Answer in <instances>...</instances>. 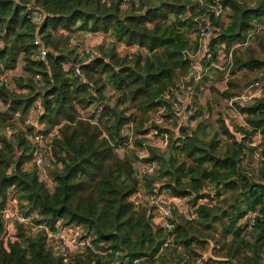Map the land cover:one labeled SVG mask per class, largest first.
Masks as SVG:
<instances>
[{
	"label": "trees",
	"instance_id": "obj_1",
	"mask_svg": "<svg viewBox=\"0 0 264 264\" xmlns=\"http://www.w3.org/2000/svg\"><path fill=\"white\" fill-rule=\"evenodd\" d=\"M122 1L0 0L4 42L0 80L20 61L25 73L17 80L19 89L0 85V238L5 232L1 212L12 189L13 200L26 214H37L39 225L83 227L94 245V250L67 261L54 251L44 231L32 236L30 229L20 226L8 249L0 240V264H133L142 259L157 264L170 237L172 247L166 251L178 246L184 264L202 257L200 251L209 242L218 249L206 264H264V96L238 105L250 129L237 131L245 140L256 134L263 138L257 180L242 167L248 152L245 140L238 142L226 121H221V135L227 140L223 144L219 132L210 140L202 139L189 133L191 126L172 138L166 154L154 151L148 161L158 162L159 169L153 176H138L135 153L119 155V149L129 147L127 126L143 135L152 113L161 108L172 113L165 97L191 71L188 54L198 51L196 18H205L214 27L209 51L213 60L222 46L229 51L254 39L261 46V57L250 48L237 56L238 50L249 46L234 50L231 76L237 72L242 76L230 79L226 99L264 79V32L256 33L264 27V0L254 4L222 0L223 12L228 11L226 24L221 16L201 8L199 1L128 0V7H122ZM34 2L44 11L39 30L28 13ZM208 4L215 6L212 0ZM77 32L102 33L110 41L97 47L100 56L85 61L69 45ZM36 36L51 51L45 61L39 58ZM121 47L125 49L120 51ZM70 63L81 65L83 78L65 69ZM108 91L117 96L114 104L107 99ZM34 108L39 111L37 124L30 127L26 122ZM92 108L96 109L90 117ZM6 128L13 129L11 137L3 135ZM56 128L57 136L46 140L43 148L45 167L48 161L56 166L51 189L43 180L45 167L33 164L35 146L29 137ZM205 128L199 126L198 132ZM155 188L159 194L170 192L174 200L188 199L195 218L183 216L180 223L175 219L172 233L155 226L146 203L137 202ZM226 193L230 195L223 199ZM205 200L208 203L202 204ZM253 212L262 217L255 222L251 240L241 223Z\"/></svg>",
	"mask_w": 264,
	"mask_h": 264
},
{
	"label": "built area",
	"instance_id": "obj_2",
	"mask_svg": "<svg viewBox=\"0 0 264 264\" xmlns=\"http://www.w3.org/2000/svg\"><path fill=\"white\" fill-rule=\"evenodd\" d=\"M106 1L107 0H102V3H105ZM212 1H214L215 6L210 7L211 11L214 12L216 16H221L224 10L220 4L222 0ZM128 5V0L122 1V7H128ZM28 13L31 23L37 28V30H39L45 20L44 11L34 2L28 5ZM195 23L197 24L198 29L196 35L198 51L196 54H188V57L192 62L191 71L187 76L181 78L173 92L165 97L171 104L172 113L169 115L165 108H161L159 113L149 122L145 129L146 133L141 137L145 140L147 139L149 145H152L161 151H166L170 148L172 144V134L178 137V134L182 130L193 126L192 119L195 115L193 90H195V85L199 84L211 71L222 70L220 65L223 58H225L226 63H232L233 52L236 48L249 46L248 41L242 45H234L227 55L223 54L226 48L225 46H222L218 53L217 60H213L209 55V51L211 40L215 36L214 27L205 18H196ZM262 32H264V27H259V30H257L256 33ZM34 44L39 49V58L42 61H45L51 51L44 46L39 36H36ZM3 47L4 42L0 39V50ZM210 61H212L211 66L207 65V62ZM65 69H72L77 75L83 78L81 65L70 63L65 65ZM3 84H8L5 77L0 80V85ZM262 96H264V79L254 81L245 87L240 95H237L230 100V106L232 108L238 104L241 106H247L254 103ZM32 113V117L26 122V125L30 127L37 124V115L39 114V111L34 108ZM40 127L44 128L41 125ZM132 127L133 126L130 125L125 128L127 131L126 134L129 136L128 146L132 143L131 135H129V130L132 129ZM246 128L250 129L249 127ZM13 134L14 131L11 128H6L3 131L5 137H11ZM57 134L58 128L54 129L47 135L37 134L29 137V140L35 146L33 148V164L39 166L40 169H43L47 163V158L43 151L45 141L57 136ZM245 138L246 137H244L243 140H245ZM245 144L248 149L247 157H253L256 160L262 159L261 151L263 147V138L261 135L245 140ZM135 169L138 176L143 179L155 175L159 169V164L156 161L139 160L135 165ZM13 194L12 189L8 191L7 205L1 212V215L4 217L5 232L0 240L3 241V245L6 249H8L11 241L17 239L18 228L23 226L30 229V234L32 236L44 231V233L47 234L48 242L53 247L54 251L57 254L66 256L67 261L74 254H83L88 249L94 250L93 239L83 227H62L61 224H58L55 229H52L45 225H39L37 223L39 220L38 215L35 213L26 214L23 209H21L19 201L13 200ZM142 196L143 194H139V197ZM145 200L149 205V215L152 216L153 224L167 233L174 232L176 229V223L174 222V203L175 201H179L168 197L164 193L159 194L156 188L151 191V193L145 194ZM201 203L207 204L208 201H201ZM184 216L190 221L195 218V215L191 213L190 209L185 212ZM261 217L262 216L259 212L250 213L242 221L243 226H246L247 230H252L255 227L256 220ZM172 243L173 238L170 237L163 245L158 257L163 255L166 252V249L171 248ZM207 260V256L202 255V257L193 264H206ZM133 264H148V261L145 259L136 260Z\"/></svg>",
	"mask_w": 264,
	"mask_h": 264
},
{
	"label": "rangeland",
	"instance_id": "obj_3",
	"mask_svg": "<svg viewBox=\"0 0 264 264\" xmlns=\"http://www.w3.org/2000/svg\"><path fill=\"white\" fill-rule=\"evenodd\" d=\"M189 1H192V4H194V2L199 1L201 8H204L206 12H211L209 6L210 4H208V0H189ZM242 1H245L249 4H254L255 2H257V0H242ZM221 17L225 24L229 22L227 10L222 13ZM58 34L63 35L64 37L68 35L66 32L63 31H59ZM105 40L109 42L110 38H107L102 33L94 34V33L77 32L71 36L69 45L73 49H78L77 50L78 55L80 56L81 59H84L86 61L101 55L97 47L100 46L102 43H104ZM251 42L249 44V47L238 50L237 56H242L243 54H246L247 50L250 48L251 50L256 52L255 53L256 56L261 57V46L259 45L258 40L254 39ZM124 49H125L124 47H121L120 51H123ZM228 52H229L228 50H224L223 54L227 55ZM233 61H234V52H233L232 63H226L225 58H223V61L221 62L220 65L222 70H215L214 72H210L209 75L203 78V80L199 84L195 85V90H193L195 119L192 120L193 126L189 129V133H193L197 135L199 138L202 139L205 138L207 140H210L212 139L213 135L217 132H219L220 133L219 135H221V128H222L221 121H226L227 126L229 125V127H231L234 133H239L241 136L245 137L244 135H242L240 132L237 131V129L239 128L248 127L244 120V116L239 111V107H238L239 104L232 108L230 106L231 99H226L224 97V94L229 90V82L231 81L230 79L235 80L237 79V77L241 78L242 76V74H238L239 72H237L236 77L234 76V78H232L231 72L235 68ZM211 63L212 61L207 62V65L211 66ZM22 76H25V73L23 71V62L20 61L18 68L16 70L9 72L5 75L9 89L11 90L19 89L17 80ZM251 81L252 80H249L248 83H250ZM106 95H108L107 99L109 98V101L112 104H114L117 96L113 93V91H108ZM95 109L96 108H92L90 112L91 114L90 117L93 116L94 114L93 112H95ZM129 112L131 113V111ZM158 113L159 111H156L151 114V117L148 120V122L144 124V130L146 129L149 122L153 119V117ZM201 125L205 126L206 128L203 132H198L199 130L198 127ZM3 131L4 130H2V133ZM126 132L127 131L125 129V133H124L125 135H127ZM129 132H130L129 135H131L132 138V143L127 148L119 149L120 156L123 157L126 153H130V154L135 153L136 157L139 160L148 161L151 160L154 151H158L159 155L167 153L168 150L161 151L159 149H156L152 145H149L147 139L145 140L144 138H141L142 135H136L133 128L130 129ZM259 135L260 134H256L255 137H258ZM172 138L175 139L176 138L175 135H173ZM220 138L222 144L227 142L225 137H223L222 135ZM138 141L141 142L140 145ZM174 141L175 140H173V142ZM32 165H33L32 163L29 164L27 166V169L28 170L31 169V167H33ZM242 167L244 168L245 171H248L250 175L254 177V179L257 180V173L261 168L260 160H256L253 157H247L243 161ZM45 169H46V173L43 175V180H46L50 188L53 189L52 176L54 170H56V166L52 162L48 161V166L47 168L45 167ZM146 184H148V182ZM140 189L141 191H143L142 193H144V188L141 187ZM163 192L165 195L172 198L170 192L168 191H163ZM229 195L230 193H226L222 198L226 199L229 197ZM177 201L179 202L175 201L174 203V208H175L174 213H175L176 221H179L180 223L185 212L188 211V209L191 207L189 205L188 199H180ZM137 202L140 204L146 203L145 206L149 210L148 208L149 205L144 198L139 199ZM241 224H243V222ZM253 234H254L253 230H246L247 238L253 240L252 237ZM215 247L216 246L213 242H209L206 249L200 251V256L206 255L208 260L209 259L211 260L212 257L215 258V254L218 249ZM182 253H183L182 249H180L178 246L174 247L169 251H166L164 258L158 260L157 264H184L186 263V261L181 262Z\"/></svg>",
	"mask_w": 264,
	"mask_h": 264
},
{
	"label": "water",
	"instance_id": "obj_4",
	"mask_svg": "<svg viewBox=\"0 0 264 264\" xmlns=\"http://www.w3.org/2000/svg\"><path fill=\"white\" fill-rule=\"evenodd\" d=\"M228 127H229V125H228ZM229 129H230L231 133L234 135V137L237 139V141L242 142L244 137L241 136L239 133H234L233 130L231 129V127H229Z\"/></svg>",
	"mask_w": 264,
	"mask_h": 264
}]
</instances>
